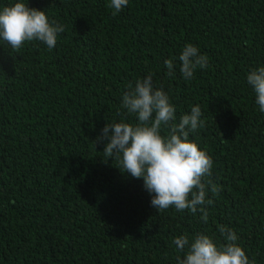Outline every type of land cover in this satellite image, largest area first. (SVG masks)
Listing matches in <instances>:
<instances>
[{"label":"trees","instance_id":"16d2710c","mask_svg":"<svg viewBox=\"0 0 264 264\" xmlns=\"http://www.w3.org/2000/svg\"><path fill=\"white\" fill-rule=\"evenodd\" d=\"M0 264H264V0H0Z\"/></svg>","mask_w":264,"mask_h":264}]
</instances>
